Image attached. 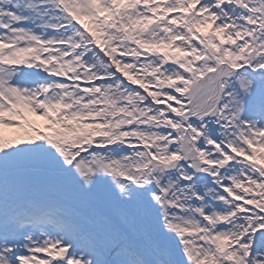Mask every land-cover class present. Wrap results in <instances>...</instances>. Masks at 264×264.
I'll return each instance as SVG.
<instances>
[{"label":"snow or ice","instance_id":"6c2138e0","mask_svg":"<svg viewBox=\"0 0 264 264\" xmlns=\"http://www.w3.org/2000/svg\"><path fill=\"white\" fill-rule=\"evenodd\" d=\"M0 264H264V0H0Z\"/></svg>","mask_w":264,"mask_h":264}]
</instances>
